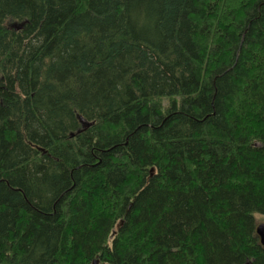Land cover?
Wrapping results in <instances>:
<instances>
[{
	"label": "trees",
	"instance_id": "1",
	"mask_svg": "<svg viewBox=\"0 0 264 264\" xmlns=\"http://www.w3.org/2000/svg\"><path fill=\"white\" fill-rule=\"evenodd\" d=\"M256 216L264 0H0V264H264Z\"/></svg>",
	"mask_w": 264,
	"mask_h": 264
},
{
	"label": "water",
	"instance_id": "2",
	"mask_svg": "<svg viewBox=\"0 0 264 264\" xmlns=\"http://www.w3.org/2000/svg\"><path fill=\"white\" fill-rule=\"evenodd\" d=\"M77 118H78L79 123L81 124V129H79L77 133L80 132L81 130L88 128L89 126L93 124V122H88L84 120L83 118H81V116H77ZM73 135H74L73 133L70 134V136H73ZM254 227H255V234L257 235L259 239V243L264 246V223L256 224V226ZM95 263H96V260H94L93 264Z\"/></svg>",
	"mask_w": 264,
	"mask_h": 264
},
{
	"label": "rangeland",
	"instance_id": "3",
	"mask_svg": "<svg viewBox=\"0 0 264 264\" xmlns=\"http://www.w3.org/2000/svg\"><path fill=\"white\" fill-rule=\"evenodd\" d=\"M7 25L10 27V28H19L21 26L20 22H15L14 21H9L7 22ZM256 223L259 224V223H264V217H261V216H256ZM96 264V263H95Z\"/></svg>",
	"mask_w": 264,
	"mask_h": 264
}]
</instances>
